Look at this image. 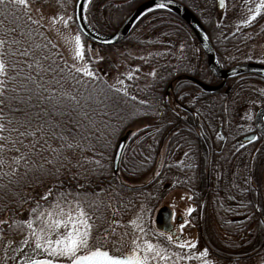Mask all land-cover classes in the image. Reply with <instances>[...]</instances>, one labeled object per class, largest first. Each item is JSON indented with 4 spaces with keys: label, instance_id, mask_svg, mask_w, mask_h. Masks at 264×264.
Segmentation results:
<instances>
[{
    "label": "trees",
    "instance_id": "trees-1",
    "mask_svg": "<svg viewBox=\"0 0 264 264\" xmlns=\"http://www.w3.org/2000/svg\"><path fill=\"white\" fill-rule=\"evenodd\" d=\"M35 1L61 6L68 0ZM146 1L90 0L84 16L92 29L110 35ZM176 1L199 17L220 66L252 61L247 57L244 31L253 28L257 17L250 16L261 3L223 17L227 5L219 12L215 0H204L203 8L197 6L202 0L196 5ZM0 41L5 66L0 73V124L4 125L0 138L7 137L0 139V221L6 222L0 223V237L21 231L28 213L38 205L57 202L61 194L83 203L97 238L111 230L115 237L130 214L141 211L149 222L163 198L181 189L191 195L193 204L209 205L208 221H226L224 228L209 223L210 240H205L221 252L220 260L226 264H236L237 258L229 255L239 252L244 242L241 234L233 232L236 206L257 202L255 230L259 253L264 250V137L248 147H234V141L253 128L245 115L246 99L252 94L247 90L249 80L232 77L215 91L204 90L200 84L218 87L222 81L210 73L203 48L180 17L151 9L118 44L95 45L97 61L85 48L91 75L65 61L26 6L0 5ZM153 47L165 52L150 59L152 72L144 81L134 78L141 75L137 70L115 82L109 80L108 66L114 68L111 53L123 55L130 69L137 61L131 51ZM251 96L264 104L260 92ZM142 120L151 123L137 132L130 130ZM245 123L249 128H244ZM38 126L43 133L35 132ZM219 127L224 135L222 147ZM126 134L127 144L114 175L113 154Z\"/></svg>",
    "mask_w": 264,
    "mask_h": 264
},
{
    "label": "rangeland",
    "instance_id": "rangeland-1",
    "mask_svg": "<svg viewBox=\"0 0 264 264\" xmlns=\"http://www.w3.org/2000/svg\"><path fill=\"white\" fill-rule=\"evenodd\" d=\"M258 3H261V0H226L227 5V11L224 14H221L223 17L224 15L226 17H231L235 11H250L255 8ZM73 5L74 0H68L65 1V4H62L61 6L55 5V3L50 2H36L35 0L27 1L26 7L29 9L32 17L42 24V26L45 28L48 36L52 39V41L55 43L57 48L60 50L62 56L64 57L65 61L74 69L77 71V69H80L81 73L84 74V70L87 69L89 71V65L87 61L84 59H81L79 56H77V44H76V37H80L82 50L84 54L85 48H87L88 54L90 57L97 61L100 59V55L98 54L97 50H95L94 46H89V43L85 42L83 37L80 35L79 31L74 25L73 22ZM250 17H253L252 15ZM249 17V18H250ZM235 18V17H234ZM233 18V19H234ZM262 26H255L253 25V28L246 29L244 33L246 34L244 41L245 47H249L247 52V57H251L250 60L252 61H264V31L261 33L257 32V29ZM262 29V28H261ZM248 45V46H247ZM237 46V45H236ZM119 54L122 52V50H118ZM136 51V52H133ZM131 51V56L134 57V59H137L136 62H134L130 69L127 68L124 64L125 57L123 55L117 56L118 54L111 53L112 56L111 59V65L114 66V68L110 69V66H108V78L111 82H115V80L119 79L121 75L123 76H129L132 71L137 70L140 71L138 75H141L139 77H134L135 79H143V81L147 78V76L152 72L150 59L155 58L156 55H160L161 53L165 52L163 48L160 47H153L148 48L144 50H133ZM178 54V53H177ZM116 55V56H113ZM246 57V54H244ZM250 61V62H252ZM129 63V61L127 62ZM110 64V63H109ZM128 65V64H127ZM129 66V65H128ZM247 82L250 86H248L249 94L252 92L259 93L260 95L264 96V82H261L259 80H250ZM259 82V83H257ZM251 94V95H252ZM249 95L247 101V109L246 111V118L253 119V116L255 112L262 106L259 105L258 102H256L252 98V96ZM240 102V101H239ZM250 121V122H251ZM148 120H142L135 122L131 127L130 130L133 132H137L138 130L142 129L143 127L150 124ZM244 128H249V123H245ZM191 195L181 189H176L171 192H169L163 200L158 204V207L152 212V216L149 219V222L145 220V217L143 216L141 211L135 212L133 214L129 215V218L127 219V224L124 221V223L120 224L121 228L118 229V235L115 237L113 230H111L107 235H103L100 237H96L94 233V229L92 232V238H91V244L93 246H102L108 250L111 251V254L122 256L129 254L134 247H136L133 244V241L136 240L138 245H143V242L145 240H148L152 242L153 244H160L162 247H165L168 249L170 259L168 261H152L151 264H173L175 261V256H172V253H177L184 257V259H181L179 261V264H204V259H207L210 264H226L225 262L221 260H217L211 256H207L203 259H197L196 256L199 252L203 251L204 248L197 245L196 248L192 250L194 252L193 258L191 260L187 259L188 256V249H180L176 247L175 241L171 244L167 243V236H160L159 231L156 230V228L153 225V219L155 217V214L157 210L160 207L168 206L170 209L174 211V213L178 216H180L184 222L189 223V209L193 210V205L190 200ZM75 198H66L62 202H59L60 208L63 209L64 213H75V204H76ZM81 202V201H80ZM82 203V202H81ZM57 202H53L51 205L43 206L38 209L39 212L47 213L49 211H53V206L56 205ZM36 220V223L33 225L34 228L39 229L42 225L37 218V216L32 212L28 213V219ZM207 219V216H206ZM133 221H136V224L139 226H134ZM25 225L21 229V231L17 232L16 234L11 235H5L0 237V246L2 248V255L0 256V264H24L27 263L29 259H45L48 258L45 256V254L42 251H37L35 249V241L33 238L29 236L30 229L27 228ZM140 227L143 228V232L140 231ZM60 232L63 233L64 229L61 228ZM189 236V235H186ZM55 235H53L52 239H55ZM25 239H28V243H24ZM188 241H191L194 243V233L193 236L188 239ZM167 243V244H166ZM138 254L143 255V251H140L138 249ZM252 262L247 264H264V250L259 253L258 257L251 260ZM60 262H66L67 260H62ZM242 264V263H238Z\"/></svg>",
    "mask_w": 264,
    "mask_h": 264
},
{
    "label": "snow or ice",
    "instance_id": "snow-or-ice-1",
    "mask_svg": "<svg viewBox=\"0 0 264 264\" xmlns=\"http://www.w3.org/2000/svg\"><path fill=\"white\" fill-rule=\"evenodd\" d=\"M8 4L16 5L19 4L21 6L27 5V0H0V5L7 6ZM159 8H164L165 5H158ZM260 8H264V0H261V4L257 7V14H259ZM251 19H255L253 16ZM3 42L0 41V44ZM77 44V56L83 59V50L80 41V37H76ZM2 55V54H0ZM26 55V53H25ZM5 66L4 62L0 60V73H4ZM77 71H81L77 69ZM85 75H91V73L85 69ZM28 79H32L28 77ZM3 84V81H0V85ZM119 91V89H117ZM126 94V93H125ZM0 95H3V92L0 91ZM135 99V97H133ZM2 119V117H0ZM12 121H8L11 123ZM24 127V125H21ZM4 130V125L0 124V131ZM13 131H18V129H12ZM44 128L42 126H38L35 129V132L43 133ZM20 135H25V133H20ZM27 135H33V133L29 132ZM133 136L136 133L132 134ZM0 139L7 140V137H3ZM71 147V145H69ZM3 148L0 147V151ZM52 151H56L52 149ZM187 155V153H186ZM3 161H0L2 164ZM52 193V190L49 189V194ZM43 199L47 200V196L43 197ZM66 199L64 194H61L58 197L57 204L53 206V211H49L47 213L39 212V205L36 209H33L32 212L37 216L41 223V227L39 229L34 228L33 225L36 223V220L29 219L26 222V226L30 229L29 236L35 241V249L37 251H42L46 257L45 259H29L27 264H60V261L67 260L69 264H151L152 261H168L170 259V255L168 249L162 247L160 244H153L152 242L145 240L143 245H138L137 241L134 240L133 244L136 246L133 250L126 255L116 256L111 254V251L102 247V246H93L91 244L92 232L94 228V223L92 221L91 215L83 206V203L77 199L75 204V213H64L63 209L59 206V200ZM189 214L192 209H189ZM174 218V217H173ZM0 223H6L5 221H0ZM134 226L139 227L136 224V221L132 222ZM186 223H181L178 225L180 234L175 235L171 231L167 234L164 232H160V236L167 235L168 243L171 244L175 241L176 247L180 249H188L187 259L191 260L193 258L192 250L196 248V244L192 243L188 240H183V229L186 226ZM63 228L64 232L61 233L60 229ZM140 231L143 232V228L140 227ZM53 235H55V239H52ZM24 243H28V239H25ZM138 249L143 251V255L138 254ZM172 256H175V261L173 264H179L181 259H184L181 255L177 253H172ZM208 256V250L204 249L199 252L196 256L197 259H203ZM204 264H210L207 259H204Z\"/></svg>",
    "mask_w": 264,
    "mask_h": 264
},
{
    "label": "water",
    "instance_id": "water-1",
    "mask_svg": "<svg viewBox=\"0 0 264 264\" xmlns=\"http://www.w3.org/2000/svg\"><path fill=\"white\" fill-rule=\"evenodd\" d=\"M89 1L90 0L75 1L73 8V20L79 33L85 39L90 41L91 46H93L94 44L102 46H112L118 44L126 36L134 22L146 11L156 8L164 9L180 17L190 27L207 56V66L210 73L214 77L222 80V83L218 87H210L204 84H200L204 90L215 91L224 84V81L226 79L240 74L250 73L259 75L264 78V65L259 63L244 62L228 68H222L214 56L213 47L208 39L204 26L185 5L176 0H147L138 8H136L125 19L120 27L110 35H104L93 30L86 22L83 12ZM160 4L165 5V7L159 8L158 5ZM216 5L217 9L219 11H222L225 7V0H216ZM254 129V132L239 137L236 140L237 146H243L255 142L257 140L258 134L264 136V107L260 108L254 116ZM127 140L128 135L126 134L119 139L116 145L111 163L112 172L114 175L119 170L120 160L126 147ZM171 217L172 212L167 206L160 207L153 219L154 227L158 231L167 234L169 231H171L172 227L170 224ZM172 233L174 234V232ZM60 264L69 263L60 262Z\"/></svg>",
    "mask_w": 264,
    "mask_h": 264
},
{
    "label": "flooded vegetation",
    "instance_id": "flooded-vegetation-1",
    "mask_svg": "<svg viewBox=\"0 0 264 264\" xmlns=\"http://www.w3.org/2000/svg\"><path fill=\"white\" fill-rule=\"evenodd\" d=\"M189 1H190V3H192V5H196V1L200 2L201 0H189ZM202 1H203L202 4L197 2L198 7H202V8L206 7L204 0H202ZM215 4H216V0H215ZM202 12H203L205 19L209 20L210 17L208 15H206L204 9L202 10ZM254 14H256V15H254ZM254 14L252 16L257 17V19H259L261 17L260 20L255 19V21H254L255 26H262L261 27L262 29L260 27L259 28L257 27L258 28L257 32L261 33L262 31H264V12L263 13L259 12V14H257V12H256ZM194 15H195V13H194ZM195 16L197 17L198 20H200L197 15H195ZM209 23H210V25H212V22H209ZM206 33H207L208 39H209V41L213 47L214 53H215L216 48L213 45V42L210 40V35H209V32L207 30H206ZM215 57H216V54H215ZM248 62H250V61H248ZM252 62L264 65V62H261V61H252ZM245 78H248L250 80L256 79V80H259L261 82H264V78L259 76V75H256V74H242V75L236 76V79H238V80L239 79H245ZM257 83H259V82H257ZM262 107H264V104L260 108H262ZM245 108H243V109H245ZM256 112H255V114H256ZM252 123H253V128H252L251 132H254V130H255L254 129V116L252 119ZM261 137H263V136H261L259 134L258 139L255 142H253L252 144H255ZM235 144H236V141H234V147L237 150L241 149V148L248 147L249 145H252L250 143V144H246L243 146L236 147L237 144H236V146H235ZM222 145H223V142L221 144V147H222ZM192 205H193V210L191 211V213L188 216L189 223H186V226L183 229V240L190 239L194 233V241H195L194 244L196 243L197 245L203 247L204 249H207L209 256H211L217 260H220V257H224V256H220L221 252L218 251L217 249H215L214 247L209 246L205 240H210L209 237L207 236L209 228H211L209 226V223H211V225L215 224V225H218V226L224 228V225L227 224L226 221H219L218 223L214 222V221H208V219H206V216L208 213L209 205H205V204L195 205L193 203H192ZM236 207L238 208V210H237L238 212H236L235 215L238 217V219L235 222H233L236 224V227H235L236 230L235 231L232 230V231L234 233H236L238 236L241 234L242 236L240 235V241H244L245 243L244 242L240 243L239 244L240 251L232 253L231 255H229V257L237 258L236 264H238V263L247 264V263L252 262L251 260L258 257V255H259L260 242H259V239L257 237V231L255 230V225H256V221H257V217H258V214H257L258 213V204H257V202L252 203V204L240 203ZM197 208H199L198 212H196ZM171 211H172V217H171V221H170V224L172 226L171 232H174L175 235H179L180 230H179L178 225L181 223H185V222L180 216L176 215L172 209H171ZM212 227L214 228V225H212ZM218 232L224 234V232H221V229H219ZM186 235H189V236H186ZM218 252H219V254H218ZM193 253L194 252H192V254ZM221 261L224 262V260H222V259H221Z\"/></svg>",
    "mask_w": 264,
    "mask_h": 264
}]
</instances>
